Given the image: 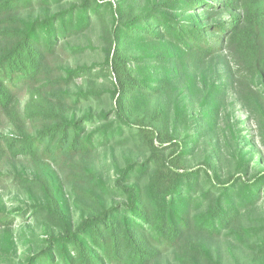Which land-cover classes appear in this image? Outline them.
<instances>
[{
	"label": "trees",
	"instance_id": "16d2710c",
	"mask_svg": "<svg viewBox=\"0 0 264 264\" xmlns=\"http://www.w3.org/2000/svg\"><path fill=\"white\" fill-rule=\"evenodd\" d=\"M231 93L264 145V0H0V264H264Z\"/></svg>",
	"mask_w": 264,
	"mask_h": 264
},
{
	"label": "rangeland",
	"instance_id": "374dc122",
	"mask_svg": "<svg viewBox=\"0 0 264 264\" xmlns=\"http://www.w3.org/2000/svg\"><path fill=\"white\" fill-rule=\"evenodd\" d=\"M227 15H225L226 17ZM228 54L227 56L229 57V60L232 61L233 55L229 50H227ZM99 58L97 54H89L86 57H83L80 62H86V63H91L96 61ZM228 103L230 104L229 106V111L232 113V119L230 121V124L232 125V128L236 132V134H240L241 138H248L252 143L255 145L256 149V154H257V161L254 162V169L258 170L259 168H264V145L262 143V140L260 138V134L258 131V124L255 121V118L251 119L250 114L248 110L243 107V105L240 103L239 99L231 93L229 96ZM227 121L222 122V131L219 133L220 138L225 139V143L227 140H231L230 138V132L228 130V125H226ZM229 124V125H230ZM230 125V126H231ZM229 139H228V138ZM227 138V139H226ZM228 147V146H227ZM223 147L220 150V155L222 160H224V172L229 173L233 171V164L231 161L230 157V152H231V146L230 147ZM213 152V144L211 142L209 144H204L200 149H199V157H202L206 154L212 153ZM121 153L117 152L116 156L113 155L112 152H105L101 153L98 158L97 162L100 164V169H104L105 172H108L110 170L113 162L119 159ZM0 196L3 199V202L6 203V208L7 209H12L14 206H16V194L11 193L7 190H2L0 191ZM15 234L17 235V238H20V235L22 234V230L24 227L16 225L15 227ZM33 230V227H32ZM37 233H40L37 230ZM0 236H1V230H0ZM22 241V240H21ZM225 249V254L227 256V260L234 261L235 259H239L241 261H245L247 259V253H243L240 249H232V251L228 252L227 251V244L223 246ZM28 249V245H24V243L19 242V254H23L26 252ZM19 256V255H18Z\"/></svg>",
	"mask_w": 264,
	"mask_h": 264
}]
</instances>
